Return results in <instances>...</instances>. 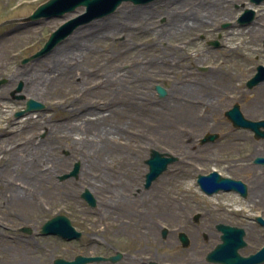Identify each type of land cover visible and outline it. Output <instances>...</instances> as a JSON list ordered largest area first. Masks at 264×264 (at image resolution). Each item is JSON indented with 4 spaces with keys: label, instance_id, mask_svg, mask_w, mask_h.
I'll return each mask as SVG.
<instances>
[{
    "label": "rangeland",
    "instance_id": "1",
    "mask_svg": "<svg viewBox=\"0 0 264 264\" xmlns=\"http://www.w3.org/2000/svg\"><path fill=\"white\" fill-rule=\"evenodd\" d=\"M45 1L0 0V23L11 20L0 25V264H52L55 258L115 251L124 255L114 264H220L205 259L220 242L217 223L245 229L242 255L257 251L264 227L253 217L264 215V208L232 190L210 197L196 177L212 170L233 178L264 173V167L252 164L264 156V139L233 127L224 115L237 103L245 117L264 119V72L247 85L256 67L264 65V35L257 29L264 26V0H225L215 12L205 4L202 13L200 0L123 1L45 55L23 63L57 27L85 11L78 6L61 17L22 20ZM247 9L252 19L241 24ZM194 14L206 19L200 30L174 32L176 21ZM125 23L138 31L120 28ZM67 53L71 60L64 58ZM156 85L165 89L163 96ZM185 88L194 91L189 99L198 106L176 109ZM28 98L43 109L17 117ZM88 110L108 115L104 125L110 133L126 134L134 149L100 153L82 142L85 119L96 118L85 117ZM206 133L217 138L201 142ZM150 149L176 160L145 187ZM98 158L109 163L99 166ZM76 163L77 175L61 179ZM25 187L40 192L41 208L26 205ZM84 189L95 197L94 206L81 197ZM184 189L192 193L185 203L157 202ZM263 193L256 190L249 198L262 199ZM56 214L67 216L81 236L38 234ZM24 226L32 232L20 231ZM180 232L188 237L186 246Z\"/></svg>",
    "mask_w": 264,
    "mask_h": 264
},
{
    "label": "water",
    "instance_id": "2",
    "mask_svg": "<svg viewBox=\"0 0 264 264\" xmlns=\"http://www.w3.org/2000/svg\"><path fill=\"white\" fill-rule=\"evenodd\" d=\"M123 1H132L133 3H146L152 0H47L44 3L38 5L34 11L27 17L23 18L24 21L37 20L40 18H50V17H61L67 12H72L78 6H84L85 12L77 15L73 18L68 19L63 24H61L57 29H55L45 41L43 46L36 51L33 55L22 60V62H27L29 60L39 58L49 51H51L61 40L66 36L70 35L75 31L80 25L94 19L112 13ZM260 1V0H255ZM249 14V15H248ZM248 15V17H246ZM253 16V11L250 9L245 10V12L239 17L238 21L241 24H245L251 21ZM11 20L5 21L4 23H9ZM1 23V24H4ZM0 24V25H1ZM217 44V43H215ZM260 74L257 73L252 79L248 81V85L256 83L261 80ZM4 80H0V85ZM21 85L16 89L20 90ZM160 96L165 94V89L160 85H156ZM22 96H18L21 98ZM44 105L32 98L28 99L26 102V108L24 110L18 111L15 115L20 117L26 113H31L43 109ZM225 115L232 122L234 127L237 128H247L254 131L257 138H264V120L252 121L243 116L238 104H234L230 109L225 111ZM217 138L216 133H207L201 142L212 141ZM176 160V157L169 153H161L155 149H150V154L145 163L148 165V171L145 174L144 186L148 187L154 179H156L168 166L169 163ZM255 162L264 163V157H256ZM78 163L74 165V168L69 174L61 176V179L68 176H75L78 172ZM198 184L201 189L207 194H212L218 192L219 190H237L241 193H245L246 186L243 182L237 179H232L229 177H222L217 171H212L207 175L199 174L197 179ZM81 197L84 198L90 206H94L96 199L93 194L88 190L84 189L81 193ZM198 215L196 214L194 219L197 220ZM258 220L264 225V220L258 218ZM216 228L221 232L220 239L221 242L218 243L211 251L206 255V260L209 262H216L221 264H261L264 262V246L256 253L243 256L239 253V249L246 246L244 240L245 230L241 227L231 226L224 223L216 224ZM24 231H29L23 228ZM165 230L163 235H165ZM40 233L42 235L47 234H57L62 236L67 240L77 239L81 236V232L77 231L71 224V221L65 215H55L52 218L46 220L42 226ZM178 238L183 246H186L189 242L188 237L185 233L180 232ZM121 253H117L111 256L109 259L111 261H116L120 258ZM107 258L101 256H83L77 255L72 260H66L63 258H55L52 264H87L90 262L101 261ZM146 264H156L155 262H148Z\"/></svg>",
    "mask_w": 264,
    "mask_h": 264
},
{
    "label": "bare ground",
    "instance_id": "3",
    "mask_svg": "<svg viewBox=\"0 0 264 264\" xmlns=\"http://www.w3.org/2000/svg\"><path fill=\"white\" fill-rule=\"evenodd\" d=\"M224 1L225 0H200L199 4H198V11L199 13H202V6L206 5H210L209 8L211 7L212 10H217V7L219 5H224ZM167 2V1H166ZM222 3V4H221ZM225 6V5H224ZM263 15V14H262ZM177 20V18H176ZM206 20L202 17H199L197 14L192 15L191 18L188 19H184L181 18L180 20L176 21L174 23V26H172V28L175 30L174 32L178 33H182V32H189L191 30H200L201 25L203 24V21ZM175 21V20H173ZM248 26L242 27V29H247ZM120 28L122 29H129L132 32L136 33L138 30H135V28L131 27L130 24H122L120 26ZM258 31H260V35H264V26H260L257 27ZM242 30V31H243ZM238 32H232V35H236ZM182 35V34H181ZM53 50V49H52ZM73 55V54H72ZM69 58V54L67 53V55L64 58ZM73 57V56H72ZM64 60V59H63ZM68 60H71L70 58ZM54 61L55 57H54ZM263 83H260L258 85L261 86ZM199 87V86H198ZM201 87V86H200ZM208 88H212L211 90H213L212 86H207ZM185 92L183 94V98L179 99L178 102H176L173 107L176 109H187V108H193V106H198V102L193 101L189 98H194L193 95L194 92L193 90H191L190 88H185ZM197 94V92H196ZM197 96V95H196ZM185 97H188V99H186ZM183 99V100H182ZM196 102V103H195ZM97 104V103H96ZM100 106V105H98ZM199 108H204V107H199ZM206 109V108H204ZM113 109L110 108V112L113 111ZM92 113V114H96L95 117L93 119H85V126L83 128L84 132H82L81 134L85 137V139L82 142H90L91 145H93L94 147H96L100 153H103L104 151H107L108 149H120V150H124V151H132L134 149V145L132 144L131 141L127 140V138H129L126 134L122 133L118 136L115 137V133L112 134L110 133V131L108 130V127L106 125H104L105 123V119L106 115L104 114H100L97 115L96 112H94L93 110H88L86 111V113L84 114V116L86 117L87 114ZM118 128L120 129V131H123V129L121 127L118 126ZM119 132H116V134H119ZM180 131L179 128H177L176 132ZM90 132V133H88ZM89 134V136L87 137V135ZM112 135V136H111ZM123 139V141L121 140ZM196 158H198V156H196ZM109 162L105 161L102 158H98L97 164L100 165H107ZM187 164L190 163V161H186ZM32 173V172H31ZM40 176H36V178H33L36 182L41 181V179L39 178ZM37 186L38 183H37ZM36 187L35 189L37 190ZM24 190L26 192H30V196L28 197V203L26 205H29L31 208L33 207H37V208H41V206L43 205L42 203V199L40 197V192L35 193L32 190L31 187H25ZM41 190V188H40ZM216 194L211 195L210 197H214ZM21 196V195H20ZM190 196L192 197V193L189 189H184L182 192L180 193H175L173 195H166L165 198H162L161 200L157 201V202H161L162 204H166V205H177V204H181V203H185L187 200H190ZM156 202V203H157ZM196 247L193 248V250H195Z\"/></svg>",
    "mask_w": 264,
    "mask_h": 264
},
{
    "label": "flooded vegetation",
    "instance_id": "4",
    "mask_svg": "<svg viewBox=\"0 0 264 264\" xmlns=\"http://www.w3.org/2000/svg\"><path fill=\"white\" fill-rule=\"evenodd\" d=\"M262 66H264L263 64H260ZM23 86H24V82H23ZM254 138V137H253ZM252 164L256 165V166H260V167H264V164H255L254 163V158L252 159ZM240 179L247 185V192L246 194L243 195H239L242 199L244 200H248L250 205L253 206H261L262 208H264V195L261 198H249V196L252 194V192L254 193L256 190H260V191H264V173H250L247 174V172H242L240 175ZM264 194V193H263ZM261 216L263 217L264 215L261 214ZM255 221V217H253ZM264 218V217H263ZM256 222V221H255ZM98 255H104V256H109L111 254H98ZM123 255L121 256L120 259H122Z\"/></svg>",
    "mask_w": 264,
    "mask_h": 264
}]
</instances>
